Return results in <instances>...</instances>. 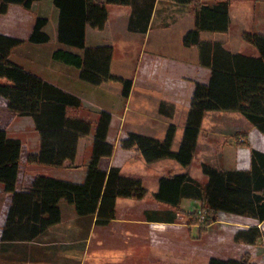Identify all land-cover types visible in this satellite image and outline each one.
I'll return each instance as SVG.
<instances>
[{
	"label": "trees",
	"instance_id": "trees-1",
	"mask_svg": "<svg viewBox=\"0 0 264 264\" xmlns=\"http://www.w3.org/2000/svg\"><path fill=\"white\" fill-rule=\"evenodd\" d=\"M40 0H0V15L11 5L33 9ZM59 11L57 39L64 46L83 50V54L58 48L55 59L79 70L80 78L92 85L119 81L123 96L131 94L133 79L113 74L111 70L114 46L110 43L87 45V28L104 29L109 19V6H131L133 13L129 29L147 32L157 0H51ZM192 5L195 25L183 38L187 47L199 50L200 62L210 69L208 82H194V90L183 136L177 151L173 150L176 125L171 124L164 140L130 132L121 139L125 149L135 148L148 163L164 158L175 159L189 166L196 154L198 140L206 112L240 111L264 135V33L245 31L243 38L255 45L259 56H248L227 49L223 40H204L203 31L227 32L231 17V0H175ZM48 17L38 16L28 38L0 32V97L20 116L34 119L40 136V150L28 156L30 163L54 167H77L80 141L94 131V140L87 175L83 182L59 179L38 174L29 191L17 190L21 164L22 140L0 128V181L7 192L13 193V203L7 216V225L16 221L20 232L12 238L31 239L62 220L61 201L74 205L81 216L96 217V224L109 225L116 217L117 199H143L148 188L141 178L126 176L122 167L101 168V159L111 157L115 146L108 140L112 114L98 113L97 120L81 115L83 101L78 96L52 84L11 59L17 46L26 41L47 43L50 34L45 30ZM159 110L173 117L175 104L162 100ZM247 136L246 134H243ZM249 145L248 141L243 144ZM206 182L189 173L170 174L159 180L155 193L158 201L181 210L183 199L201 201L205 212L200 221L198 211L184 212L191 225H199L200 232L217 222L221 212L251 218L255 224L235 230L234 240L250 245L264 246V151L251 147L250 167L218 168L202 163ZM147 212L151 221L174 222L176 213ZM156 214V215H154ZM158 214H168L160 217ZM154 215V216H153ZM17 224H15L17 226ZM4 229L3 237H6ZM208 264H258L251 254L239 258L211 257Z\"/></svg>",
	"mask_w": 264,
	"mask_h": 264
},
{
	"label": "crops",
	"instance_id": "crops-1",
	"mask_svg": "<svg viewBox=\"0 0 264 264\" xmlns=\"http://www.w3.org/2000/svg\"><path fill=\"white\" fill-rule=\"evenodd\" d=\"M159 2L160 0H157L152 18L158 16L156 13ZM172 2H174L175 5H180L181 9L177 12L171 13L172 17H177L175 20H171V23L181 24V35L184 36V33L195 25V16L192 11V5L184 3L177 4L173 0ZM12 6L13 5L10 6L7 13L0 15L1 33L26 39L31 33L36 17L44 16L49 18L45 30L50 34L51 41L47 43H32L26 41L27 43H23L14 48L11 54V59L46 81L81 98L83 101V109H81V112L87 109V111L94 113L97 116L95 120L98 119V113L102 110H106L112 114L113 118L108 140L114 144L115 150L111 157H103L101 159L100 165L102 169L108 170L111 166L118 165L110 162L109 166L106 167L102 164V161L104 159L113 160L118 146H121L120 141L124 137L121 135V129L128 132H137L139 134H143L142 131L147 129L149 136L164 140L169 126L175 124L168 120L175 118L178 111L179 105L177 106V104L179 103V100L174 99V96H178L179 98L185 94L189 98L187 106V109L189 110V104L194 90V82L200 81L206 83L210 78L211 71L208 67L201 64L198 48L185 46L182 38L178 46L183 51V55L186 58L185 61H177L181 63L168 66L161 65L158 59L152 60L151 58H144L139 60L132 76L133 86L130 97L133 100V104L128 107L126 106V100L130 97L128 99L124 98L122 93L123 85L121 82L110 81L101 85H92L80 78V72L78 69L54 58L53 53L58 48L74 50L80 54H83V50L64 46L58 42L57 27L59 11L51 0H40L36 2L35 6L37 8L38 16L32 17L31 25L25 34L19 33L14 29L15 27L18 29L19 26H21V21L19 19H9V12ZM109 12V19L104 29L101 30L92 27L87 28V45L95 46L110 43L112 41L110 40L111 34L115 29L126 28L122 21L117 20L118 16L116 14L122 12V14L125 13L127 16L129 15L131 17L133 9L131 6L110 5ZM111 17L114 18L115 22L111 23ZM230 17L231 22L229 30L223 35L218 36L217 39L207 38V40H223L227 49L233 52H240L248 56H259L258 48L252 43L246 41L243 38V33L245 31L264 33V0H231ZM2 20L7 23V26L2 24ZM7 20H10L11 23L8 24ZM14 24L15 26H12ZM167 25L168 24H165L164 28H171V26ZM49 26L52 27L51 30H49ZM175 28L176 26L173 29ZM134 32L136 31H132V33ZM164 34L166 33L164 32ZM238 40L239 43L236 44ZM52 42H55L53 43V46H49ZM111 70L113 74L125 78L131 77H128L125 71H114V56ZM171 92H174V94ZM149 97H156L159 99L157 116L148 115V111H146L147 107L145 106H147V103L144 100ZM162 100H167L171 104H175V114L173 117L160 112L159 107ZM136 103L138 104L137 106ZM4 109L13 114H9L11 115L9 126L7 123H4L0 124V128L5 129L9 135L19 137L22 140L21 164L17 179L18 191H29L38 174H44L74 182H83L85 180L87 175V164L92 153L94 131L89 136L83 137L80 141L79 153L75 162L76 165H78L77 167H54L44 164L30 163L28 161V156L31 153H38L40 150V136L36 129L34 119L30 116H18L8 106ZM4 109L0 108V118L5 116ZM145 113H147V116ZM208 117H212L216 120L211 127L213 131H216V133L220 135L221 139L226 135H229L231 140L230 145H232V147H234V145L237 146L236 143L242 145L238 146L237 158L238 160L243 159L244 163L242 165H239V163L234 167L232 166L228 168H249L251 147L264 151L260 145L262 142L261 137L264 135L240 111H208L203 120L195 158L198 154L202 132L206 128ZM20 118H22L23 121H21ZM225 119L228 121H224ZM162 124L167 125V129L164 132L157 129V126ZM114 129L119 130L118 141L116 143L111 141V135ZM243 134H246L247 136L243 137ZM87 139L90 140V146L89 148L87 147L88 157L86 158L84 157L82 150ZM240 141H248L251 147L247 145V142L246 144H241ZM126 151H128V149ZM233 153L232 157H227L226 160L234 162L236 160V152ZM240 153L245 156L241 157ZM139 154L141 155V153ZM129 160L130 158L126 159V161ZM210 164L222 168L213 163ZM118 166L122 167L121 165ZM72 174L76 175L74 179L69 178ZM126 176L139 178L134 175ZM122 199L139 200L133 198H118L117 210ZM12 203L13 193L7 192L4 184L0 181V264H91V237L94 232L98 231V228L108 225H97L95 222L96 217L90 215L81 216L77 213L74 205L66 201H61L62 220L59 223L50 226L47 230L40 234H36V236L31 239H14L12 238V235H17L20 232V229L18 228L19 225L16 223L17 220L15 221V219L7 225V216ZM112 222H114V220ZM15 224H17V226ZM5 228H8V231H6V237H3ZM234 233L232 239H234ZM62 243L64 246H68V248L64 250L61 249L60 244ZM218 243L221 242L219 241ZM237 244L243 245L244 243ZM246 246L252 245L248 244ZM261 246L264 247L263 245ZM185 255L186 254H184V257H186ZM214 256L220 258H236L232 256H216L211 254L204 263L208 264L210 258ZM133 259L134 258H127V261L118 262L117 264H131L130 261H132V264H138V262H135L136 258ZM106 260L108 261L107 258ZM107 263L114 264V262L112 263L110 261Z\"/></svg>",
	"mask_w": 264,
	"mask_h": 264
},
{
	"label": "rangeland",
	"instance_id": "rangeland-1",
	"mask_svg": "<svg viewBox=\"0 0 264 264\" xmlns=\"http://www.w3.org/2000/svg\"><path fill=\"white\" fill-rule=\"evenodd\" d=\"M175 3L180 4L179 2ZM180 7V5H175L172 0H160L156 13L158 16H156V18H152L147 33L139 31L132 33V31L129 29L132 17H130L129 15L127 16L125 13L122 14V12L120 14L115 13L118 16L117 20L122 21L123 25H125L126 28L124 27L125 29H115V31L111 34L110 40L112 41L110 42V44L114 46V71H125L128 77L131 76L130 78H132L136 69V65L139 63L140 59H158L161 65L168 66L174 64L177 65V63L185 61L186 58L183 55V51L178 46L181 39L184 38V36L181 35L182 25L178 23H171V20H175L177 18L175 16L172 17L171 13L177 12L179 9H181ZM9 15L10 20L19 19L21 21V26H19L18 29L17 27H15L14 29L19 33L25 34V32L27 33L29 26L31 25L32 17L38 16V13L36 6H34L32 10H28L20 5H13L10 9ZM10 20H7L8 24L11 23ZM113 22H115L114 18L111 17V23ZM2 24L4 26H7V23H5L3 20ZM165 24H168L167 26H171V28H164ZM12 26H15V24ZM175 26L176 28L173 29ZM51 29L52 27L49 26V30ZM164 32L166 34H164ZM186 32L184 33V35L186 34ZM223 34V32L217 31H203L201 33V37L204 40H207V38L217 39L218 36H221ZM53 43L55 42L50 43L49 46H53ZM238 43L239 40L236 42V44ZM0 80L3 82L6 81L5 79ZM171 93L174 94V92ZM174 99L179 100L177 106L182 105L183 107L187 108L189 98L185 94H183V96L179 98L178 96H174ZM132 104L133 100L130 97L128 100H126V106L130 107L132 106ZM6 106V101L0 97V108L4 109ZM145 107L149 108L150 105L147 104V106ZM4 110L5 116L0 118V124L7 123L9 126L11 118V115L9 114L13 113L6 111V109ZM80 114L89 117L92 120H95L97 118L94 113H90L89 111H87V109L82 111ZM145 115L147 116V113H145ZM20 120L23 121L22 118H20ZM224 121L228 120L225 119ZM214 122H216L214 118L208 117L206 121V128L202 132L198 154L196 158H194V161L187 167L182 166L175 159L164 158L159 161L172 162L174 166L168 165L162 168H156L153 166L155 162L148 163L135 148L126 151L127 149L123 148L120 145L116 150L113 160L104 159L102 161V164L106 167L109 166L110 162H113V164L121 165L123 167L122 172L124 175L154 178L159 174L162 176H168L170 174L187 172L195 179L201 182H206L207 176L203 173L202 169V163H204L205 161L208 163H213L214 165L222 168H228L232 166L234 167L239 163V165H242L244 163L243 159L238 160L237 158L238 146L242 145L236 143L237 146L234 145V147H232V145H230L231 140L229 135H226L221 139L220 135L217 134L216 131H213L211 127ZM175 125L177 127V133L180 125ZM120 131L122 132L121 135H123L124 137L128 135V133H130L122 129ZM118 133L119 130L117 129H114L112 131L111 141L115 143L118 141ZM261 138L262 142L260 145L261 148L264 149V136H262ZM240 142L241 144H243V141ZM89 146L90 140L87 139L82 150V153L86 158L88 157L87 147L89 148ZM233 152H236V160L234 162L226 160L227 157H232V155L234 154ZM240 154L241 157L245 156L242 153ZM127 158H130V160L126 161ZM75 177L76 175L72 174L69 178L74 179ZM143 182L145 183V180H143ZM148 191L149 196H146V199H122L116 212L114 222H111L108 226L98 228V231L93 233L90 242L91 264H108L107 262L109 261L116 264L118 262L127 261V258L139 259L141 261V264H205L204 262L211 254H214L216 256H232L239 258L246 253L251 254L253 260L258 264H264V247L261 246L262 243L259 242L257 245L246 246L248 244H237L238 242L232 239L233 233L238 228L248 227L255 224V221L253 219L221 212L218 215L217 222H215L217 224H211L208 227L207 232L201 233L200 226L191 225L190 217L187 214H184V212L198 211L200 221H203V215H205V212L201 210L200 200L185 198L180 204L179 208L181 210H178L175 207L166 205L158 201L155 197V193H151L150 187L148 188ZM143 205L153 206L156 208L145 210L142 209ZM148 211H151L152 214L159 211H161L162 213H168V211H171L176 213V219L172 223L165 221H151L147 219ZM158 215L160 217L169 216L168 214ZM113 224H118L119 227H122V231L140 234V240H137L136 244L129 245V242L131 240H123L125 241V245L127 246H125L124 248L127 254L118 253L117 250H113L111 247L105 246L104 243L100 240V233L102 234L101 231L103 230H105V234H102V238L104 237L103 240L106 244L107 241L111 239L107 236L110 235L114 238L118 230L116 228L109 227ZM219 241L221 243H218ZM142 243L144 246L142 245ZM60 248L64 250L67 249L68 246H64L62 243L60 244ZM184 254H186V257H184ZM106 258L108 259V261L106 260ZM130 262L132 264V261Z\"/></svg>",
	"mask_w": 264,
	"mask_h": 264
},
{
	"label": "bare ground",
	"instance_id": "bare-ground-1",
	"mask_svg": "<svg viewBox=\"0 0 264 264\" xmlns=\"http://www.w3.org/2000/svg\"><path fill=\"white\" fill-rule=\"evenodd\" d=\"M148 105H150V107L146 108V111H148V115H152V116H157V107H158V104H159V99L156 98V97H149V98H146L144 100ZM138 104L136 103V106ZM187 113H188V109L183 107L182 105H179L178 106V111H177V114H176V117L174 119H169L168 121H171L175 124H178L180 125L177 133H176V136H175V139H174V145H173V149L174 150H177L178 147L180 146V143H181V140H182V136H183V127L185 126V123H186V119H187ZM157 129L161 132H164L166 129H167V125L166 124H162L160 126H157ZM143 134L145 135H148V130L145 129L144 131H142ZM151 133V132H150ZM152 137V136H151ZM174 166V164L172 162H167V161H157L153 164L154 167L156 168H162V167H165V166ZM162 177V175H158L157 177H154V178H148V177H144V176H141L139 178H142L145 180V186L146 187H150L151 189V193H156L159 189V180L160 178ZM149 196V194L147 195V197ZM146 197V198H147ZM145 198V199H146ZM156 207H153V206H144L142 207V209H155ZM140 216V215H139ZM109 227H113V228H116L118 230L117 234L114 236V238L112 236H107V237H110L111 239L108 240L107 238V244L104 242L103 238H102V234H105V232H102V234L100 233V240L104 243L105 246H109L111 247L113 250H117L118 253H122V254H127V252L124 250L125 248V239L127 240H131L129 242V245H133V244H136L137 243V240H140V234H135L133 232H125V231H122V227H119L118 224H113L112 226L110 225ZM120 228V229H119ZM121 230V231H120ZM105 231V230H103ZM143 235V234H142ZM138 236V238H137ZM136 240V241H134ZM112 242V243H111ZM145 243V242H143ZM142 243V245H143ZM102 244V243H101ZM139 245V244H138ZM144 246V245H143ZM127 247V246H126ZM116 252V253H117ZM115 254V253H114ZM117 256V254H116ZM135 262H138V264H141V261L140 260H135ZM117 264V263H116ZM120 264H123V263H120Z\"/></svg>",
	"mask_w": 264,
	"mask_h": 264
}]
</instances>
